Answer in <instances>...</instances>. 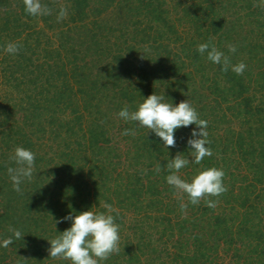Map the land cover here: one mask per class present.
I'll return each mask as SVG.
<instances>
[{"label": "trees", "instance_id": "trees-1", "mask_svg": "<svg viewBox=\"0 0 264 264\" xmlns=\"http://www.w3.org/2000/svg\"><path fill=\"white\" fill-rule=\"evenodd\" d=\"M42 3L51 15L0 0V242L10 227L24 235L0 247V264H72L50 258L48 240L71 227L63 217L109 214L104 204L120 252L99 264H264V0ZM61 6L68 15L57 22ZM10 42L22 45L16 54L5 52ZM209 42L232 65L243 61L244 73L201 55L197 45ZM154 93L174 106L190 101L208 122L212 156L191 162L195 124L165 149L154 132L117 116ZM18 146L36 157L20 193L7 171L18 167ZM177 153L190 160L176 173L188 182L223 169L227 191L207 197L215 208L168 185L165 166Z\"/></svg>", "mask_w": 264, "mask_h": 264}, {"label": "clouds", "instance_id": "clouds-1", "mask_svg": "<svg viewBox=\"0 0 264 264\" xmlns=\"http://www.w3.org/2000/svg\"><path fill=\"white\" fill-rule=\"evenodd\" d=\"M25 12L28 15L38 17L51 15L52 9L42 3V0H23ZM68 15L67 8L61 6L57 15V22L66 19ZM22 45L18 43H8L5 52L16 54ZM236 46L228 45V51L236 52ZM197 51L204 55L207 53V59L214 64H222V71L227 72L229 67L237 75H242L247 65L241 61L232 65L229 57L224 52L219 51L214 44L201 43L197 45ZM163 95L151 94L142 103L138 104L135 111H130L125 105L117 116L125 121L138 122L140 127H146L154 132L157 137L163 141L165 149L176 147L175 131L182 127H188L195 124L197 127L191 132L187 144L190 148L189 154L193 158L191 162L200 164L205 157L213 155L212 150L207 147L211 143L208 139V122L199 118L196 109L189 100H183L177 105L164 102ZM198 129V130H197ZM122 135H136L133 129H125ZM35 153L23 147H16L14 155L11 157L18 165L16 168L9 167L8 173L13 183V189L17 193L21 192L20 185L23 180H31L33 176ZM190 160L183 154L177 153L175 158L170 159L166 164L167 170L171 172L166 177L170 185L178 194H186L188 201L192 205H197L203 199L209 208H215L217 201L207 199V197H219L227 191L223 183L225 172L223 169L207 168L200 171L193 177L191 182L181 179L176 173L186 167ZM161 165H157L155 171L160 172ZM104 208L109 214L104 212H94L87 210L77 215L65 216L62 221H71V227L64 230L54 239L48 240L50 248L48 249L50 258H62L72 262V264H99V261L107 260L110 255L119 253V225L115 223V218L110 213L112 206L104 204ZM181 211L187 209V204L180 203ZM62 221H55L59 223ZM12 236L0 242V247L8 248L15 240H21L24 236L20 230L9 228Z\"/></svg>", "mask_w": 264, "mask_h": 264}]
</instances>
